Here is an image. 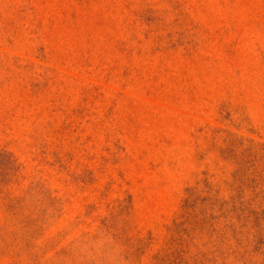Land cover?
<instances>
[{
  "label": "rangeland",
  "instance_id": "obj_1",
  "mask_svg": "<svg viewBox=\"0 0 264 264\" xmlns=\"http://www.w3.org/2000/svg\"><path fill=\"white\" fill-rule=\"evenodd\" d=\"M0 264H264V0H0Z\"/></svg>",
  "mask_w": 264,
  "mask_h": 264
}]
</instances>
